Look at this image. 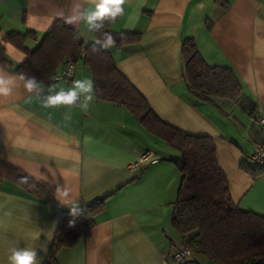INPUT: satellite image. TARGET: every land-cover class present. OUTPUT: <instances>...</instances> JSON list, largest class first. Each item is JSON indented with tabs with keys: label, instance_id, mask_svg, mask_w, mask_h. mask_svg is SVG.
Instances as JSON below:
<instances>
[{
	"label": "crops",
	"instance_id": "1",
	"mask_svg": "<svg viewBox=\"0 0 264 264\" xmlns=\"http://www.w3.org/2000/svg\"><path fill=\"white\" fill-rule=\"evenodd\" d=\"M221 1L227 6L217 0H126L124 14L110 29L137 32L140 39L110 50L117 69L161 122L213 139L233 203L264 216V175L241 167L253 163L254 146L263 139L257 118L264 116V0ZM77 7H88L87 0H0V40L10 31L30 33L25 39L30 50L62 21L93 44L94 34L82 23H66ZM185 39L194 41L207 65L232 70L247 99L194 97L183 77ZM2 44L10 64H0V70L18 77L14 66L26 54L10 42ZM76 79L92 80L81 60L71 82L48 85L67 89ZM251 104L253 114L245 106ZM158 140L165 143L130 110L95 95L87 112L78 106L45 108L22 82L9 97H0V163L53 187L43 198L10 177L0 178V264H7L13 247L35 249L47 264L63 215L103 198L94 225L75 245L56 251L57 264H179L172 252L182 242L171 217L180 171L177 162L162 157ZM146 150L159 156L158 162L129 170ZM189 264L213 263L194 254Z\"/></svg>",
	"mask_w": 264,
	"mask_h": 264
},
{
	"label": "trees",
	"instance_id": "2",
	"mask_svg": "<svg viewBox=\"0 0 264 264\" xmlns=\"http://www.w3.org/2000/svg\"><path fill=\"white\" fill-rule=\"evenodd\" d=\"M217 2L223 7L227 6L221 0ZM112 22L106 20L103 31L111 32L116 37L114 48L139 41L140 34L137 32L112 31ZM119 33H124L125 37L120 39ZM77 34L73 27L55 21L40 42L29 50L25 46V39L33 36L10 31L0 40V64H10L2 44L10 42L26 54L25 60L14 66L17 75L34 76L48 85L55 81L53 78L59 67L61 69L70 61L76 64L81 60L91 71L94 95L98 99L124 106L143 126L179 152L180 184L173 202L171 224L182 244L193 255L204 256L213 264H264V216L242 210L233 203L227 178L216 160L213 139L210 136L190 135L161 122L145 98L117 69L111 50L93 52V44L75 39ZM93 34L95 38H102L100 33ZM181 54L184 81L194 97L232 102L247 99L232 70L207 65L192 39H185ZM245 106L250 114L254 113V104ZM241 167L252 176L264 175V164L243 162ZM2 176L10 177L36 196L45 198L53 193V187L0 163V178ZM22 178H26L27 183L22 182ZM103 201L104 198L83 206L80 208L83 209L81 215L74 216L71 212L63 215L45 259L47 264H57L56 251L75 245L94 225V216ZM190 262L192 259L179 264Z\"/></svg>",
	"mask_w": 264,
	"mask_h": 264
},
{
	"label": "clouds",
	"instance_id": "3",
	"mask_svg": "<svg viewBox=\"0 0 264 264\" xmlns=\"http://www.w3.org/2000/svg\"><path fill=\"white\" fill-rule=\"evenodd\" d=\"M87 2L88 7L83 10L77 7L75 14L69 16L66 23L76 24L79 22L83 24L88 32L101 34L102 38H95L92 45L93 52L114 47L116 37L111 32L103 31L104 22L106 20L112 22L117 17L122 16L124 14L123 5L126 0H87ZM118 35L120 39L125 37L124 33ZM79 38L80 36L77 34L75 39ZM71 74V72L68 73L69 76ZM21 82L23 88L39 98L45 108L64 106L71 109L78 106L81 110L87 112L90 103L94 99V83L91 79H76L72 81L70 87L65 89L62 85L56 84L45 86L42 81H38L34 76L20 74L17 77L2 70H0V97H9L15 88L21 86ZM45 89L47 91L46 95L44 94ZM22 182L27 183V179L22 178ZM56 191L61 196H67L68 194L67 189H61L59 186ZM57 200L64 204L63 200L59 198ZM71 213L74 216L81 215L83 209L73 206L71 207ZM7 264H41V258L38 257L35 249L13 247L9 250Z\"/></svg>",
	"mask_w": 264,
	"mask_h": 264
},
{
	"label": "built area",
	"instance_id": "4",
	"mask_svg": "<svg viewBox=\"0 0 264 264\" xmlns=\"http://www.w3.org/2000/svg\"><path fill=\"white\" fill-rule=\"evenodd\" d=\"M83 56V52L81 53ZM72 74L69 76L68 73ZM75 72V63L70 61L65 64L60 71L54 76L56 81H60L68 84L71 82L73 75ZM257 123L262 131L263 139L254 146L253 153L250 156V159L253 163L264 164V116H258ZM158 157L151 150H146L142 154L139 155L137 159L132 161L127 165L129 170H135L144 164H154L158 162ZM174 259L178 263L188 262L192 259L193 253L190 249L184 246L182 243L176 246L172 252Z\"/></svg>",
	"mask_w": 264,
	"mask_h": 264
},
{
	"label": "rangeland",
	"instance_id": "5",
	"mask_svg": "<svg viewBox=\"0 0 264 264\" xmlns=\"http://www.w3.org/2000/svg\"><path fill=\"white\" fill-rule=\"evenodd\" d=\"M157 149L162 150V157L164 159H170L172 161L177 162L178 164L180 163V154L177 150H175L174 148H171L167 145H165V143L161 140H158V146ZM158 158H160L158 156Z\"/></svg>",
	"mask_w": 264,
	"mask_h": 264
}]
</instances>
